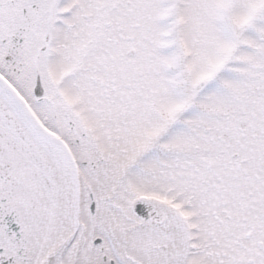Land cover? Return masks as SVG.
Returning <instances> with one entry per match:
<instances>
[{"label": "snow or ice", "instance_id": "1", "mask_svg": "<svg viewBox=\"0 0 264 264\" xmlns=\"http://www.w3.org/2000/svg\"><path fill=\"white\" fill-rule=\"evenodd\" d=\"M0 264H264V0H0Z\"/></svg>", "mask_w": 264, "mask_h": 264}]
</instances>
